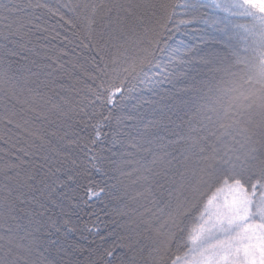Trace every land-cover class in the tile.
Segmentation results:
<instances>
[{
  "label": "snow or ice",
  "instance_id": "snow-or-ice-1",
  "mask_svg": "<svg viewBox=\"0 0 264 264\" xmlns=\"http://www.w3.org/2000/svg\"><path fill=\"white\" fill-rule=\"evenodd\" d=\"M0 264H264V0H0Z\"/></svg>",
  "mask_w": 264,
  "mask_h": 264
},
{
  "label": "trees",
  "instance_id": "trees-1",
  "mask_svg": "<svg viewBox=\"0 0 264 264\" xmlns=\"http://www.w3.org/2000/svg\"><path fill=\"white\" fill-rule=\"evenodd\" d=\"M59 2V0H51V3H53V4H56V3H58ZM182 37L180 36V35H177V39H181ZM189 38H191V37H189ZM103 203H107V201H106V199H103V200H101V201H98V202H96L95 204H93V208L95 209V211L97 212V213H99V217H100V221L101 222H103L105 219H106V217H105V214H104V212H102L100 209H101V205L103 204ZM93 219H95V217H93ZM91 226V225H90ZM102 226V225H101Z\"/></svg>",
  "mask_w": 264,
  "mask_h": 264
}]
</instances>
